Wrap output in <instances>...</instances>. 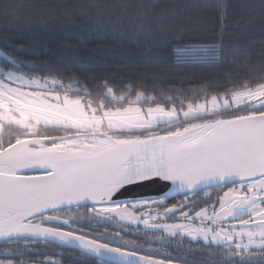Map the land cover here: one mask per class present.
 <instances>
[{"label": "snow or ice", "instance_id": "obj_1", "mask_svg": "<svg viewBox=\"0 0 264 264\" xmlns=\"http://www.w3.org/2000/svg\"><path fill=\"white\" fill-rule=\"evenodd\" d=\"M21 7L0 0V264H44L37 243L76 264H264V0ZM36 24L72 51L17 43Z\"/></svg>", "mask_w": 264, "mask_h": 264}, {"label": "trees", "instance_id": "obj_2", "mask_svg": "<svg viewBox=\"0 0 264 264\" xmlns=\"http://www.w3.org/2000/svg\"><path fill=\"white\" fill-rule=\"evenodd\" d=\"M85 0H17V3L21 4L22 7L20 9V13L23 16L29 17L31 20L36 21L38 20V16H34L33 15V11L34 9L31 7L32 5H53V4H60V5H69L71 6L73 9H75V7L79 4L84 3ZM189 2H193V0H189ZM200 2H204V0H200ZM230 2L234 3L235 0H230ZM76 15H79L78 12L75 13ZM212 12L211 9H201L200 10V16L201 17H208L211 16ZM57 19L59 20V11H57ZM11 31H14V29L10 30L9 34H11ZM5 34V28L2 22H0V35H4ZM249 35L254 36V37H260L261 36V32L259 31V29H252L249 31ZM214 37L212 36V34L210 32H204L199 34L196 37H193L191 34L186 35L185 36V40H190V39H197V40H203V41H207L210 42ZM61 39H63L62 35L57 32L55 30L54 27L45 29L40 27L38 24H36L33 28H31V30L28 31H24L21 32L17 35V43H24V42H29V41H35L38 42L40 44H43L44 42H49V48H50V52L52 54H58L61 52H71L72 49L69 48H61L59 47V43L61 41ZM240 43H244L243 40L239 41ZM253 48L258 49L259 48V44L256 43L254 45H252ZM259 55L258 51H254L252 53L253 57H256ZM196 71V70H194ZM149 81H151V77L148 78ZM173 82L176 84H179L181 77H173ZM196 80L198 82L200 81H216L221 87L220 90L224 91L225 88L223 87V85L226 83L223 79H219L216 74L212 73L209 70H205L203 73H199L197 72V76H196ZM69 83H72L74 88H83L86 85L83 84H77L74 81H71L69 79H65L64 80V84L68 85ZM230 86V85H229ZM184 91L186 92H190L192 91L191 88H189V86L185 85ZM197 92L199 91V89L196 90ZM211 94V93H210ZM112 227H115V225H111L110 229ZM104 229L101 227V231H103ZM85 231L87 232V229H85ZM111 234L110 230H109V235ZM135 233H132L131 235H134ZM179 246L178 243H174L172 245V247H177ZM47 250H48V258L49 260H52L53 262H55V264H76V254L71 251V250H65L62 249L60 247H55V246H51V245H47ZM40 248V247H38ZM41 254H39L36 257H40Z\"/></svg>", "mask_w": 264, "mask_h": 264}, {"label": "flooded vegetation", "instance_id": "obj_3", "mask_svg": "<svg viewBox=\"0 0 264 264\" xmlns=\"http://www.w3.org/2000/svg\"><path fill=\"white\" fill-rule=\"evenodd\" d=\"M200 198L201 199H204L205 198L203 193H200ZM194 199H195V197H194ZM171 203H175V200H170L169 201V206L171 205ZM47 245H49V244L37 243V244L30 245L29 247L31 249H33V251L35 253L31 257V259L34 260V261L35 260L43 261L44 264H51V262H53V261L52 260H49V258L47 256V254H48V250H47V247H46ZM38 247H40V248H38ZM39 254H41L40 257L39 258L36 257ZM26 259H27V257H26Z\"/></svg>", "mask_w": 264, "mask_h": 264}, {"label": "water", "instance_id": "obj_4", "mask_svg": "<svg viewBox=\"0 0 264 264\" xmlns=\"http://www.w3.org/2000/svg\"><path fill=\"white\" fill-rule=\"evenodd\" d=\"M153 193H154V189L151 186H149V187L137 189L136 192L133 193V195L149 196V195H153Z\"/></svg>", "mask_w": 264, "mask_h": 264}]
</instances>
